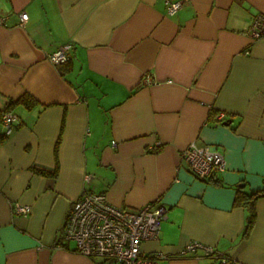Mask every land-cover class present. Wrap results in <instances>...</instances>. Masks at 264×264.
Returning a JSON list of instances; mask_svg holds the SVG:
<instances>
[{"label": "crops", "instance_id": "0c3cea01", "mask_svg": "<svg viewBox=\"0 0 264 264\" xmlns=\"http://www.w3.org/2000/svg\"><path fill=\"white\" fill-rule=\"evenodd\" d=\"M166 1L182 6L168 15ZM258 14L264 0H0V115L23 95L36 103L15 104L0 143V264H115L62 239L83 192L131 210L161 201L158 237L141 244L157 264H219L184 253L193 242L264 264V197L247 238L233 205L238 187L264 190V38L247 35ZM65 44L68 61L50 63ZM191 142L225 170L196 179L180 157Z\"/></svg>", "mask_w": 264, "mask_h": 264}, {"label": "built area", "instance_id": "2783aa9c", "mask_svg": "<svg viewBox=\"0 0 264 264\" xmlns=\"http://www.w3.org/2000/svg\"><path fill=\"white\" fill-rule=\"evenodd\" d=\"M182 6V2L166 1V13L174 14ZM19 25L27 21L25 13L19 15ZM3 19L0 18V23ZM247 35L254 41L264 38V15L254 16ZM70 44L59 47L47 55V60L59 66L68 61ZM247 53V52H246ZM143 84H151L152 79L145 76ZM219 113L218 120L223 118ZM4 134L9 135L19 125L18 118L11 112L2 111L0 115ZM152 152L157 150L154 146ZM181 159L188 165L192 175L204 180L225 170V158L221 152L211 145H197L191 142L180 153ZM12 212L26 216L30 207L15 203ZM167 210L159 200L149 202L142 207L131 210L111 205L104 193L83 192L74 201L62 226V239L74 244V250L86 257L110 261L115 264H157L162 254L146 255L141 244L158 237L160 223L167 217ZM200 250L205 256L215 259L219 264H235L224 255H220L210 246L193 242L184 248V253Z\"/></svg>", "mask_w": 264, "mask_h": 264}, {"label": "trees", "instance_id": "16d2710c", "mask_svg": "<svg viewBox=\"0 0 264 264\" xmlns=\"http://www.w3.org/2000/svg\"><path fill=\"white\" fill-rule=\"evenodd\" d=\"M65 64V63H64ZM61 64V65H64ZM15 104L17 105H21L23 106L25 109H31L36 103L34 101V99L29 96V95H23L17 102L15 103H10L6 110V112H10L11 109L15 106ZM6 137L5 134H2L0 136V143L4 141V138ZM58 144H59V140L56 142L55 145V149H54V153H57V148H58ZM36 173L45 175V176H51V175H55V171L53 173H49L47 171L44 170H34ZM264 197V190H260V191H255V192H244V190L242 188H237L236 189V195L233 201V205L235 207H243L247 210V217H246V223H245V227H244V231L242 234V238H247L253 225L255 222V203L259 198ZM210 258V257H209ZM215 260V259H214ZM216 262V261H215Z\"/></svg>", "mask_w": 264, "mask_h": 264}, {"label": "water", "instance_id": "95a60500", "mask_svg": "<svg viewBox=\"0 0 264 264\" xmlns=\"http://www.w3.org/2000/svg\"><path fill=\"white\" fill-rule=\"evenodd\" d=\"M240 186H241V187H243L244 185H243V184H241Z\"/></svg>", "mask_w": 264, "mask_h": 264}]
</instances>
